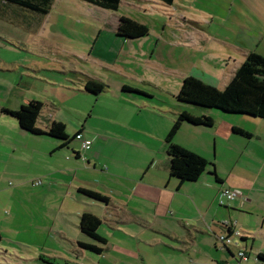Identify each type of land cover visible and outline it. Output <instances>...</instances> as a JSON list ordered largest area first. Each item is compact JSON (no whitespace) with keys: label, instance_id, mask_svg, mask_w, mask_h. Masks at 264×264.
I'll use <instances>...</instances> for the list:
<instances>
[{"label":"rangeland","instance_id":"rangeland-1","mask_svg":"<svg viewBox=\"0 0 264 264\" xmlns=\"http://www.w3.org/2000/svg\"><path fill=\"white\" fill-rule=\"evenodd\" d=\"M248 50L264 54V0H174L171 5L159 0H120L116 11L99 9L81 0H53L46 15L9 13L0 17V128H15L18 135L11 137L19 142L23 135L17 121L2 114V110L15 111L30 101L40 102L44 116L63 123L70 139L82 132L81 138L71 141L72 147L86 152L89 149H82L83 141L90 140L93 147L101 141L103 151L96 164L99 171L86 167V159L82 157L78 164L84 169L77 174L76 184L101 192L108 188L115 193L125 181L108 176L104 162H115L110 172L122 174L125 172L118 167V161L140 159L145 154L137 149L131 151L123 142L158 145L148 137L122 133L133 129L147 132L149 126L151 132H160L168 120L173 122L180 112L186 111L195 116H209L214 124L210 128L184 125L173 142L196 149L202 157L208 155L211 164L215 155V128L222 129L229 124L228 120L240 115L201 106L200 99L180 101L177 97L185 84L195 94L203 84L209 87L203 97L211 101L228 83ZM102 60L108 61L109 66ZM87 78L105 84L106 89L98 95L84 91ZM124 87L133 92L122 93ZM237 123L254 126L246 120ZM32 140L48 143L41 138ZM33 141L27 140L35 144ZM221 149L217 146L218 162L222 152L228 153L227 149ZM233 152L237 157V152ZM37 157L39 154L31 145L27 151L11 155L14 164L23 160L19 162L25 166L28 159L33 172L40 170ZM40 165L46 167L45 163ZM211 165L208 169H213ZM242 167L236 164L235 173L247 176L250 169ZM72 176L73 173L62 175L61 220L77 229L66 211L75 212L81 207L101 215L96 206H90L77 195V186L68 184ZM40 186L35 179L32 185L27 183L25 194L11 203L0 200V264H97L90 257L87 260L72 255L71 245L59 235V223H54L56 200L53 209L52 201L31 195ZM183 186L185 191L198 189L207 199L210 197L201 181L185 182ZM238 191L241 197L227 202L229 206L215 204L220 211L228 210L231 214L230 217L226 213L221 221L235 222L236 229L248 237L247 250L239 238L232 237L233 244L228 246L232 258L210 232L199 236L187 253H176L166 247L169 237L160 232L142 227L141 238L156 242L147 247L134 244L123 232L111 230L104 222L98 233L107 239L110 250L105 253L109 258L105 257L101 264H180L176 256L188 264L190 259L193 264H215L212 262L220 261L224 254L229 256L228 264H264L255 257L256 251H264V238L257 227L260 209L254 206L253 212L247 210L248 206L240 207L239 203L245 204V199L243 190ZM182 208L185 210L183 205ZM239 250L248 253L247 262L239 263ZM136 253L140 257L135 258ZM87 254L100 261L96 255Z\"/></svg>","mask_w":264,"mask_h":264},{"label":"crops","instance_id":"crops-1","mask_svg":"<svg viewBox=\"0 0 264 264\" xmlns=\"http://www.w3.org/2000/svg\"><path fill=\"white\" fill-rule=\"evenodd\" d=\"M18 11L24 12L25 10L15 6H5L0 17L4 18L5 16H8L9 13L15 15ZM249 52L255 51H246V53H244V58ZM102 61L106 63V66H109L108 61ZM89 80L93 79H86V81ZM94 81L99 82L98 80ZM181 92L182 91L179 92L178 96H180ZM122 93L124 92L122 91ZM237 120L250 121L254 126H252V128L247 127L243 123H237ZM48 121L49 120L46 116H44L42 110L40 116L38 117L36 126L42 131H47L50 124ZM228 121L230 122L227 126H224L222 129L215 128L214 130L215 137L213 144L215 155L213 159L210 160L212 162L211 164L213 165V169H208L197 181L198 183L201 181L205 189L209 191V199H207L202 192H199L198 189L192 192L189 190L185 191V188H183L185 187L183 186L184 183L181 184L178 180L169 176V160L166 152L165 138L173 124L171 120L166 122L160 132H151L149 126L147 132L133 129L129 132L122 133L126 135L133 133L136 138L148 137L150 141L155 140L158 145L155 146L145 144L142 141V144L123 142L131 151H136L137 149L139 151H143L145 154H143V158L140 159L135 158L131 160L130 158L129 160L121 162L118 161V167L122 168L125 172L122 174H113L110 172L111 168L115 165V162L114 164H110L107 161L104 162L107 166L106 174L108 176H114L125 181L119 186L115 193L109 191L108 188H105L106 192H101L98 190H92L85 185H81V183L80 185L76 184L77 174L84 169L80 164H78V161H82V157L86 159V167L92 166V170L99 171L96 164L103 151V147H101L99 143L100 140L97 141L94 147V144H92L88 151L82 152L81 148L72 147L70 145L71 142L66 147H61V141L46 136H35L29 134L28 132L20 129L19 126V130L22 132L21 135H23L21 136L19 134V136L30 141H33L32 139L39 138L46 139L48 143L45 144L37 142L38 140H34L35 144H30L27 140H23V138L18 142V140L16 141L11 137L12 134L18 135L15 128H0V200H6V202L11 203L13 199L25 194L26 191L24 189L28 188L26 187L28 182L32 185L34 180L38 179L41 186L36 188L35 192L31 193V195L36 194L42 201H52V205L54 206L53 209L55 208L56 200L58 211L55 213L56 219L54 223H59V235L71 245L72 255L76 258H85L87 260V257H90L93 262L98 261L97 264H101L105 257L106 259L109 258L108 255L105 256V253L110 250L109 242L99 233L98 235L105 240L104 244H100L88 238L79 231V217L83 213H91L89 211H84V208L78 207L75 212L66 211V215L72 217L74 220L72 224H74L77 229L72 228L69 224H66L61 220L62 215H64L61 212L62 201H60L59 195L60 187L62 186V175L68 176L69 173H73V176L70 178L68 184L72 187L77 186V195L83 198L82 201L91 203L89 204L90 206H96L100 210L101 217L95 213L91 214L100 219L101 225L105 222L111 230L123 232L125 236L132 239L134 244H142L147 247L151 246L150 244H156L154 239L151 240L149 238H141L142 227L147 230L160 232L169 237L166 239L168 240L166 242H169V245L166 246L165 244V246L176 253H187L188 248L197 242L198 237L201 235L206 236V233L208 232L212 233V235L217 238L218 234H222L224 232L220 223L225 221L221 220L226 217V213L231 217L228 210L220 211L215 205L218 203L219 207L229 206L227 203L228 201L226 200L223 201V204L219 203L220 192L225 188L243 190L242 197H244L243 200L245 199V204L243 201V207L245 208L248 206L247 210H252L253 212L255 211L254 206H256L257 209H260V214L257 215L260 223H258L259 225H257V227L259 226V234L261 233V236L264 238V120L250 116H239V118ZM184 125H182L180 129L185 127ZM234 128L250 134V137L247 138L235 134L232 131ZM78 132L77 134H80L78 138H81V136H83L82 132ZM177 134L175 137H177ZM27 135H30L32 138ZM104 143L105 142L101 143L102 146H104ZM173 143L186 150H192L191 148L189 149L188 147L181 145L178 141H174ZM30 145L32 150L39 154V157H37L35 161H37V163L40 162V170L33 168L37 169L36 172H33L28 167V159L25 162V166L19 162L23 160H19L14 164L11 159L12 153L16 151L21 152L22 150L27 151ZM219 145L222 149H227L228 153L222 152L218 162L216 149ZM251 148H253L254 151L252 150V152H250L249 150ZM93 150V154H90L89 151ZM233 151L237 152V157L234 156L235 154ZM74 152L78 153L79 156L76 157ZM191 152L200 155L199 151H196V149H193ZM232 153L233 155H231ZM206 156L207 157H203L207 160L209 156ZM41 162L45 163L46 167L41 166ZM219 164H222V167H220ZM226 164H228V166H226ZM229 164L232 166H229ZM236 164H242V168L244 170L245 168L250 169L247 176L244 175L241 177L239 174L235 173ZM86 170H89V168ZM212 170L215 171L216 177L210 174ZM30 171H32L31 174ZM216 178L219 181H217ZM67 180H65L64 183H66ZM79 190L97 192L106 196L109 202L107 205L95 202L81 194ZM68 195L73 196V193L69 192ZM57 199L60 202L57 201ZM182 205L185 207V210L182 208ZM10 215L11 214L7 216ZM242 226L243 228H250L247 225ZM130 230L132 232H129ZM1 234L2 233L0 231V238ZM242 235L243 238L240 240V243H242L243 248L247 250L246 243L248 237H245L247 236L245 233H242ZM250 236L252 237V234H250ZM252 242H254L253 239ZM79 243L94 245L101 248L102 252L100 254L91 253L82 249L79 246ZM250 248L252 250V247ZM224 249L232 258L233 253L231 250L229 248L228 250L226 248ZM88 252L96 255L100 258V261L90 255L87 256ZM259 253H264V251H256V260ZM133 256L138 258L140 257V254L136 253ZM220 257V261L215 259L212 263L228 264L227 260H229V256L227 257L226 254H224ZM171 259L173 258L171 257ZM117 260L119 261V259ZM175 260L179 262L181 261L180 264H188V261L182 262L181 258L178 256H176ZM190 260L189 264H193L194 261H192V259Z\"/></svg>","mask_w":264,"mask_h":264},{"label":"trees","instance_id":"trees-1","mask_svg":"<svg viewBox=\"0 0 264 264\" xmlns=\"http://www.w3.org/2000/svg\"><path fill=\"white\" fill-rule=\"evenodd\" d=\"M81 1L108 11H116L120 4V0ZM159 1L167 5L173 3V0ZM52 2L53 0H0V15L5 6H15L35 15H46L50 10ZM105 87V84L101 82L89 80L84 84V91L92 93L93 95H98L103 92ZM186 87L188 89H185ZM208 88L209 87L200 84L199 90L196 91L195 94V91L185 84L177 99H200L202 102L198 104L204 107H212L232 115L250 116L264 120V55L256 52H249L246 54L244 60L233 72L228 83L220 92H218L215 98L213 97L211 99V101H208V99L203 97L208 93V90H206ZM122 91L133 92L126 87H124ZM42 107L43 105L40 102L30 101L21 105L20 108L15 111L3 109L2 114L15 119L18 126L23 131L35 136H46L61 141V147H66L73 139L80 136V134H76L74 138L70 139L66 134L65 125L56 121L50 122L47 131L39 129L36 126V123L42 111ZM184 124L210 128L213 126L214 121L209 116H195L186 111L180 112L173 121L171 129L165 138L166 152L169 160L168 171L169 176L178 180L181 184L198 181V179L208 170V166L211 165L204 157L173 143V138L179 131L180 127ZM232 131L240 136L247 138L250 137V134L240 129L234 128ZM74 155L76 157L79 156V154L75 152ZM210 174L216 177L214 170H212ZM216 180L219 181L217 178ZM79 192L95 202L105 205L109 202L106 196L97 192L89 190H79ZM100 225V219L91 213H83L79 217V231L88 238L100 244H104L105 240L98 235ZM79 246L94 254H100L102 252L101 248L94 245L79 243ZM226 249L228 250V248ZM257 260L264 261V253H259L257 255Z\"/></svg>","mask_w":264,"mask_h":264},{"label":"built area","instance_id":"built-area-1","mask_svg":"<svg viewBox=\"0 0 264 264\" xmlns=\"http://www.w3.org/2000/svg\"><path fill=\"white\" fill-rule=\"evenodd\" d=\"M92 142L90 140H85L82 143V149L87 150L90 149ZM241 197V193L238 190H231L229 188H225L220 192V200L219 203L223 204V201L226 200L228 202L235 201L236 199ZM243 205V201L240 203V207ZM221 228L224 229V233L219 234L217 236V240L222 244V247L228 248L231 244H233L232 237H237L239 240L243 238L242 233L235 228V222H221ZM237 258L239 263L246 262L248 259V254L243 251L239 250L237 252Z\"/></svg>","mask_w":264,"mask_h":264}]
</instances>
